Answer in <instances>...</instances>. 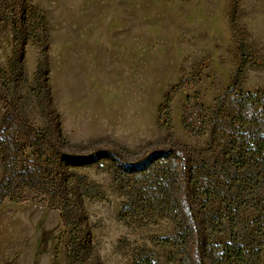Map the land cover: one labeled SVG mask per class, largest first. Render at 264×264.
<instances>
[{
  "label": "rangeland",
  "instance_id": "374dc122",
  "mask_svg": "<svg viewBox=\"0 0 264 264\" xmlns=\"http://www.w3.org/2000/svg\"><path fill=\"white\" fill-rule=\"evenodd\" d=\"M235 85L264 93V0H0V130L12 115L26 145L33 143L23 124L49 132L57 120L66 151L105 149L129 161L164 147L170 134L190 149L198 171L208 170L215 113ZM8 136L0 133V187ZM24 152L51 166L46 147L34 143ZM72 172L83 194L90 264L142 257L194 264L178 218L156 208L151 174L123 175L107 161ZM45 188L22 180L0 188V264H81L77 234ZM249 194L235 203L233 222L225 212L209 214L221 229L210 243L235 240L245 264H264V182Z\"/></svg>",
  "mask_w": 264,
  "mask_h": 264
},
{
  "label": "trees",
  "instance_id": "16d2710c",
  "mask_svg": "<svg viewBox=\"0 0 264 264\" xmlns=\"http://www.w3.org/2000/svg\"><path fill=\"white\" fill-rule=\"evenodd\" d=\"M18 65L23 73L22 51L19 52ZM8 102L13 108L12 102ZM165 115L170 133L168 114ZM16 122L10 115L4 123L7 127L0 130V133L9 130L7 143L2 146L6 173L0 188L5 191L7 187L15 186L18 180L37 189L46 186L45 192L60 201L62 222L67 226L70 224L77 234L78 241L74 240L72 245L81 264H90L88 255L92 244L82 190L72 169L89 167L101 161L110 162L123 175L151 174L153 183L159 188L153 198L156 208L162 207L168 215L178 218L182 238L194 264H245L244 248L237 241L223 246L210 243L211 237L221 229H216L218 223L208 218L210 213L225 212L229 222H233L235 203L246 200L255 189L260 190L264 182V93H245L235 85L222 98L209 142L213 165L203 171L197 170L190 149L172 143L170 134L164 147L139 159L126 161L105 149L87 153L66 151L57 120L51 124L49 132L23 124L24 133L31 142L51 152L52 163L46 169L37 161L27 159L24 151L33 144L26 145L15 135ZM10 179L16 181L8 185ZM6 195L4 192L3 198ZM219 224L222 226L221 222ZM259 231L264 240V224ZM93 264L99 262L95 260ZM132 264L155 263L142 257Z\"/></svg>",
  "mask_w": 264,
  "mask_h": 264
}]
</instances>
